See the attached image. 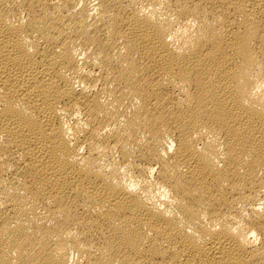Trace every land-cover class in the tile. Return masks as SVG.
<instances>
[{
  "label": "bare ground",
  "instance_id": "6f19581e",
  "mask_svg": "<svg viewBox=\"0 0 264 264\" xmlns=\"http://www.w3.org/2000/svg\"><path fill=\"white\" fill-rule=\"evenodd\" d=\"M0 264H264V0H0Z\"/></svg>",
  "mask_w": 264,
  "mask_h": 264
}]
</instances>
